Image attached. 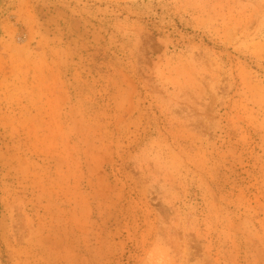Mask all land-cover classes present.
Returning <instances> with one entry per match:
<instances>
[{
  "label": "rangeland",
  "instance_id": "obj_1",
  "mask_svg": "<svg viewBox=\"0 0 264 264\" xmlns=\"http://www.w3.org/2000/svg\"><path fill=\"white\" fill-rule=\"evenodd\" d=\"M0 264H264V0H0Z\"/></svg>",
  "mask_w": 264,
  "mask_h": 264
}]
</instances>
